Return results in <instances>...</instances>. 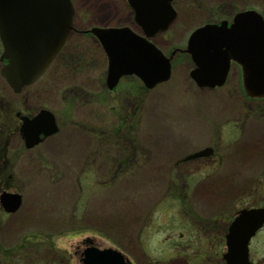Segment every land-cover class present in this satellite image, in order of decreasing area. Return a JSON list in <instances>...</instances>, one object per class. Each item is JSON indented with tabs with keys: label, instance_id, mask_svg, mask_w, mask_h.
<instances>
[{
	"label": "rangeland",
	"instance_id": "1",
	"mask_svg": "<svg viewBox=\"0 0 264 264\" xmlns=\"http://www.w3.org/2000/svg\"><path fill=\"white\" fill-rule=\"evenodd\" d=\"M70 4L61 53L20 92L1 74L0 41V194L22 200L15 213L0 205V264H81L85 246L111 248L130 264H218L231 219L264 206V98L246 95L234 63L222 86L197 87L187 38L237 12L264 18V0H177L175 19L152 39L170 78L146 89L127 75L113 90L89 30L140 34L133 11L126 0ZM43 108L58 131L27 149L21 118ZM249 253L264 264V227Z\"/></svg>",
	"mask_w": 264,
	"mask_h": 264
},
{
	"label": "water",
	"instance_id": "2",
	"mask_svg": "<svg viewBox=\"0 0 264 264\" xmlns=\"http://www.w3.org/2000/svg\"><path fill=\"white\" fill-rule=\"evenodd\" d=\"M171 1L128 0L145 37L128 27L89 30L107 57L108 89H113L123 75H136L147 88L168 80L170 60L147 38L167 29L175 15ZM72 13L70 0H0L2 56L8 60L2 73L14 91L32 84L49 65L72 30ZM186 51L196 66L189 75L197 86H221L230 61H234L242 67L247 95L264 96V19L256 11L237 13L229 26L222 21L195 29L187 40ZM56 131L54 116L47 110H40L31 119L25 117L21 127L26 147ZM0 202L6 211L13 212L20 205V195L3 192ZM263 224L264 207L238 211L225 235L226 264H250L248 243ZM82 264L126 262L118 251L87 247Z\"/></svg>",
	"mask_w": 264,
	"mask_h": 264
},
{
	"label": "flooded vegetation",
	"instance_id": "3",
	"mask_svg": "<svg viewBox=\"0 0 264 264\" xmlns=\"http://www.w3.org/2000/svg\"><path fill=\"white\" fill-rule=\"evenodd\" d=\"M176 1H177V0L173 1V4H172V6L174 7L175 10H176V8H175L174 4L176 3ZM176 15H177V10H176ZM229 23H230V21H229ZM159 34H161V33L156 34L154 37L151 38V40H152L153 38L157 37ZM15 115L18 116V117H21V114H19L18 112H15ZM18 130L20 131V127H19ZM4 149H5V148H4ZM195 226H196V228L200 231L199 226H201V225H199L198 223H196ZM214 231H215V230H214ZM219 239L222 240V239L220 238V234H219ZM219 239H218V240H219ZM221 256H222V253H221ZM196 257H197V256H196ZM217 260H219V261H218V264H220V263H221V264H224V261L222 260V257H221L220 259L217 258Z\"/></svg>",
	"mask_w": 264,
	"mask_h": 264
},
{
	"label": "trees",
	"instance_id": "4",
	"mask_svg": "<svg viewBox=\"0 0 264 264\" xmlns=\"http://www.w3.org/2000/svg\"><path fill=\"white\" fill-rule=\"evenodd\" d=\"M60 53H61V52H60ZM60 53H59V54H60ZM71 57H72V56H71Z\"/></svg>",
	"mask_w": 264,
	"mask_h": 264
}]
</instances>
